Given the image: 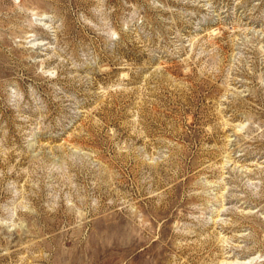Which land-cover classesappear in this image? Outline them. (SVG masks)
<instances>
[{
    "label": "rangeland",
    "instance_id": "374dc122",
    "mask_svg": "<svg viewBox=\"0 0 264 264\" xmlns=\"http://www.w3.org/2000/svg\"><path fill=\"white\" fill-rule=\"evenodd\" d=\"M264 264V0H0V264Z\"/></svg>",
    "mask_w": 264,
    "mask_h": 264
},
{
    "label": "bare ground",
    "instance_id": "6f19581e",
    "mask_svg": "<svg viewBox=\"0 0 264 264\" xmlns=\"http://www.w3.org/2000/svg\"><path fill=\"white\" fill-rule=\"evenodd\" d=\"M255 259H249L247 261H241V260H238V259H234L232 261H228V264H254L255 263Z\"/></svg>",
    "mask_w": 264,
    "mask_h": 264
}]
</instances>
